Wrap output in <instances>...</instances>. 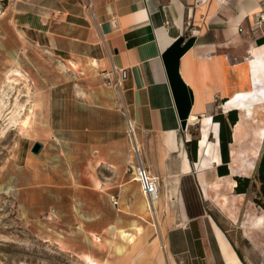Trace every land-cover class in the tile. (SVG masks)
Listing matches in <instances>:
<instances>
[{
	"label": "crops",
	"instance_id": "crops-1",
	"mask_svg": "<svg viewBox=\"0 0 264 264\" xmlns=\"http://www.w3.org/2000/svg\"><path fill=\"white\" fill-rule=\"evenodd\" d=\"M9 4L7 14L16 26L38 35L76 67L89 69L94 60L97 72L121 70L119 90L125 118L139 133L165 138L160 144L152 143L155 148L145 149L146 162L160 180V198L151 211L140 194L134 170L124 161V152L119 160L109 161L116 178V226L128 231L135 224L132 233L140 228L150 232L140 242V257L129 263L123 259L121 264H243L226 231L212 222V201L222 196L227 199L221 193L228 191L222 188L212 193V184L218 182L216 178L228 176L233 181L235 176L250 179L261 155L260 145L239 147L234 142V125L228 146L229 174L219 177L216 132L214 144L209 138L212 116L227 113L223 104L255 85L264 87V31L255 26L259 16H264V0H11ZM252 61L263 69L255 75ZM259 98L260 93L255 97V119L264 114ZM243 122H249L248 116ZM194 125L200 127V134L196 162L191 163L186 142ZM178 135L186 140L179 141ZM123 146L124 137L120 141ZM90 147L97 148V194L102 195L104 171L98 165L104 162L105 144L97 140ZM232 148H258L254 160L252 151L244 155L246 162L253 164V168L247 164L244 176L231 174ZM212 162H216L215 168ZM144 212L151 218H170V224L164 221L156 229L162 255H152L153 229L139 220ZM260 215L264 212L245 215L241 226L245 237L250 238L251 230L264 231V220L257 223L254 219ZM132 238L122 243L130 244ZM124 248L116 253H123Z\"/></svg>",
	"mask_w": 264,
	"mask_h": 264
},
{
	"label": "rangeland",
	"instance_id": "rangeland-1",
	"mask_svg": "<svg viewBox=\"0 0 264 264\" xmlns=\"http://www.w3.org/2000/svg\"><path fill=\"white\" fill-rule=\"evenodd\" d=\"M10 1L0 0V263L87 264L86 259L94 264H121L123 259L129 263L140 257V242L150 232L148 228L133 232L130 244L108 233L110 226L118 225L112 205L116 178L109 161L119 160L123 151L133 171L138 161L136 145L142 163L154 173L146 162L145 149L155 148L152 143L160 144L165 138L131 129L120 90L102 80L103 73L95 70L98 64L91 69V60L89 69L84 65L70 70L69 60L32 31L14 24L7 14ZM215 124L210 144L215 142V132L218 136ZM258 127H264V114L254 123L242 124L238 146H254ZM189 133V140H198L200 127H190ZM178 139L186 140L183 135ZM97 140L105 144V159L98 165L104 171L102 195L97 194V148L90 147ZM35 142L41 144L36 155L30 151ZM259 145L263 154L264 140ZM254 150L232 148L243 155L251 151L253 155ZM215 165L212 162V168ZM256 171L242 198L235 196L234 189L221 193L239 206L236 221L220 212L217 201L210 206L212 222L226 231L243 264H264V231L251 230L247 238L241 228L247 213L264 212L262 201L256 203L260 187ZM169 219L151 218L145 212L139 218L142 225L150 223L153 229V256L163 254L156 238L157 225L170 224ZM120 245L125 251L117 254Z\"/></svg>",
	"mask_w": 264,
	"mask_h": 264
},
{
	"label": "bare ground",
	"instance_id": "bare-ground-1",
	"mask_svg": "<svg viewBox=\"0 0 264 264\" xmlns=\"http://www.w3.org/2000/svg\"><path fill=\"white\" fill-rule=\"evenodd\" d=\"M92 62L93 63L90 64L91 69H93L97 66V63L94 60ZM250 65L252 66L253 75H255L257 72H261V70H263L262 67L260 65H258L255 61H252ZM68 67L70 70L76 69V64L72 61H68ZM262 77L264 79V71H263ZM258 93L262 94V98L258 99L259 106L261 107L262 104L264 103V87L256 88V85H255V87H253V89H250L249 91L239 92V93L235 94L232 98L229 99V101L227 103L223 104L224 112H229L231 110H235L240 115L239 121L235 124V126L233 128L234 142L235 143H237L239 141L238 132H239L240 128L242 127V124L244 123L243 121L245 120V117L248 116L249 121H251L252 123L256 122V119L253 115V112H254V108H255L254 105L256 104L255 102H257L255 97L257 96ZM254 99H255V101H254ZM263 140H264V127H258L257 130L255 131V145H256V147H258L259 144ZM134 146H135L134 148H136V145H134ZM136 155H137L138 160L141 161L140 155L139 156H138V154H136ZM231 155H232V162H233L232 167H231V174L232 175H236L238 172L240 174H242V176H244V174H247L246 173L247 164H249V167L253 168L252 162L251 161L246 162V156H244L241 152L238 154H235V152L232 151ZM256 155H257V152H256V148H255L251 158H253V160H254ZM216 180L218 182L216 184H212V193L219 191L222 188H226L227 190H231L236 185V182L233 181L229 176L227 178H224V179L216 178ZM235 196L242 198V195H235ZM213 198H215V197L212 194V199ZM237 200H238V198H237ZM217 202H218V206L228 216V218H231L232 220H234L236 218V215L238 212L237 209L239 206L237 207V205H236L237 203H236L235 199H233L232 201H227V199L222 196V197H219L217 199ZM88 219L89 218H86L85 220H88ZM254 219L258 221L257 223H260L261 221L264 220V216L260 215L258 218H254ZM134 229H136L135 224H132L128 231H124V230L118 228L117 226H110L108 233L109 234H115L122 242H128L133 236L132 230H134ZM86 241L88 243H92L93 240L91 237L86 236ZM121 249H122L121 245L116 248L117 251H120ZM86 261H87V264H94V262H92L91 260L86 259Z\"/></svg>",
	"mask_w": 264,
	"mask_h": 264
},
{
	"label": "trees",
	"instance_id": "trees-1",
	"mask_svg": "<svg viewBox=\"0 0 264 264\" xmlns=\"http://www.w3.org/2000/svg\"><path fill=\"white\" fill-rule=\"evenodd\" d=\"M212 121L218 124V142H219V154H220V164L216 167V172L219 177L227 176L228 163H229V149L228 146L232 142L231 140V128L237 123L238 116L237 111L231 110L223 114H216L212 116ZM186 152L188 159L191 163L196 162V152H197V140H190L186 142ZM256 176L255 178L259 181L260 187L258 192V200L263 205L264 201V153L260 155L257 166H256ZM236 185L234 187L235 194H247L248 188L250 186V179L246 177H233ZM259 205V204H258Z\"/></svg>",
	"mask_w": 264,
	"mask_h": 264
},
{
	"label": "built area",
	"instance_id": "built-area-1",
	"mask_svg": "<svg viewBox=\"0 0 264 264\" xmlns=\"http://www.w3.org/2000/svg\"><path fill=\"white\" fill-rule=\"evenodd\" d=\"M255 26L264 31L263 15L259 16L258 20L255 23ZM239 32H242V29H239ZM122 78V71L116 68H112L111 72H105L102 74V80L117 89H120ZM124 115L126 116L125 111ZM127 122L131 129L134 128V125L130 120H127ZM135 152L139 156V150L137 147L135 149ZM134 168V176L139 185L140 194L146 204L147 209L151 211L154 204L157 203L160 198V180L151 172L150 168L145 166L140 160L136 161V165ZM112 205L115 208L117 207V198H112Z\"/></svg>",
	"mask_w": 264,
	"mask_h": 264
},
{
	"label": "water",
	"instance_id": "water-1",
	"mask_svg": "<svg viewBox=\"0 0 264 264\" xmlns=\"http://www.w3.org/2000/svg\"><path fill=\"white\" fill-rule=\"evenodd\" d=\"M40 149H41V144L40 143H37V142H35L33 145H32V147H31V149H30V151H31V153H33V154H38L39 153V151H40Z\"/></svg>",
	"mask_w": 264,
	"mask_h": 264
}]
</instances>
